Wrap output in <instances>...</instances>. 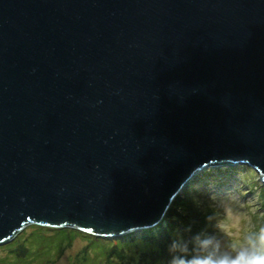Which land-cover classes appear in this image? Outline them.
I'll return each instance as SVG.
<instances>
[{"label": "water", "instance_id": "obj_1", "mask_svg": "<svg viewBox=\"0 0 264 264\" xmlns=\"http://www.w3.org/2000/svg\"><path fill=\"white\" fill-rule=\"evenodd\" d=\"M239 163L264 206V0H0V245L152 227Z\"/></svg>", "mask_w": 264, "mask_h": 264}, {"label": "rangeland", "instance_id": "obj_2", "mask_svg": "<svg viewBox=\"0 0 264 264\" xmlns=\"http://www.w3.org/2000/svg\"><path fill=\"white\" fill-rule=\"evenodd\" d=\"M251 176L243 163L206 167L182 188L159 223L112 237L29 223L0 245V264H170L168 248L174 240L193 248L196 237H211L227 247L217 227L222 201L264 224L263 198Z\"/></svg>", "mask_w": 264, "mask_h": 264}, {"label": "clouds", "instance_id": "obj_3", "mask_svg": "<svg viewBox=\"0 0 264 264\" xmlns=\"http://www.w3.org/2000/svg\"><path fill=\"white\" fill-rule=\"evenodd\" d=\"M216 215L217 227L229 242L227 247L211 237H196L193 248L183 240H174L168 248L170 264H264V224L253 223L227 201L221 202Z\"/></svg>", "mask_w": 264, "mask_h": 264}, {"label": "bare ground", "instance_id": "obj_4", "mask_svg": "<svg viewBox=\"0 0 264 264\" xmlns=\"http://www.w3.org/2000/svg\"><path fill=\"white\" fill-rule=\"evenodd\" d=\"M176 196H177V195H176ZM174 199H175V198H174ZM174 199H173V200H174ZM108 237H112V236H108Z\"/></svg>", "mask_w": 264, "mask_h": 264}, {"label": "trees", "instance_id": "obj_5", "mask_svg": "<svg viewBox=\"0 0 264 264\" xmlns=\"http://www.w3.org/2000/svg\"><path fill=\"white\" fill-rule=\"evenodd\" d=\"M253 169H254V168H253ZM172 202H173V201H172ZM61 231H63V230H61ZM61 231H60V232H61Z\"/></svg>", "mask_w": 264, "mask_h": 264}]
</instances>
